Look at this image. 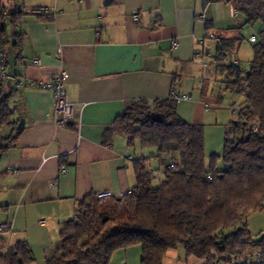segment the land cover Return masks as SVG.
Here are the masks:
<instances>
[{
    "label": "crops",
    "instance_id": "1",
    "mask_svg": "<svg viewBox=\"0 0 264 264\" xmlns=\"http://www.w3.org/2000/svg\"><path fill=\"white\" fill-rule=\"evenodd\" d=\"M1 2L7 13L22 12L16 26L7 16V77L2 90L14 110L17 129L22 118L25 124L14 145L0 153V223L7 225L0 232L6 240L0 253L21 239L34 251V242L41 240L44 264L60 239L61 224L75 216L80 199L105 190L121 195L137 185L134 160L146 157L143 151L130 146L122 133L104 142L105 130L131 101L168 98L175 85L190 96L176 101L186 121L204 124L220 119L228 88L223 79L216 92L215 81L223 75L214 63L217 41H208V35L218 36V28L221 36H236L242 20L234 16L235 3L226 0ZM43 8L49 9L46 16L36 12ZM133 11L139 13L138 22ZM16 33L22 34L18 47ZM34 57L40 64H34ZM63 70L75 104V116L66 127L57 123L52 90L35 84L43 75ZM233 105L236 102L231 101L234 112ZM9 132V127L3 128L5 135ZM160 166L150 163L149 168L159 170V176L164 170ZM37 217L40 239L30 226ZM142 256L141 245L135 244L116 250L110 262L141 264ZM164 264L206 261L188 257L178 247L167 251Z\"/></svg>",
    "mask_w": 264,
    "mask_h": 264
},
{
    "label": "trees",
    "instance_id": "2",
    "mask_svg": "<svg viewBox=\"0 0 264 264\" xmlns=\"http://www.w3.org/2000/svg\"><path fill=\"white\" fill-rule=\"evenodd\" d=\"M235 3L244 25L262 23L254 41L248 71L241 69L234 48L244 39L217 36L214 63L228 89L245 96L237 117L228 123L224 167L218 154L207 160L204 124L186 121L175 100L131 101L104 133L108 143L115 133L127 137L132 147H154L155 155L134 160L137 185L122 195L99 198L90 192L78 201L75 216L61 224L60 239L49 250L44 264H111L112 254L140 244L141 264H164L168 250L183 247L186 256L206 264H231L237 254L250 248L264 249V234L255 238L248 229L251 212L264 211V0H226ZM39 9H36V12ZM21 11L0 14V37L8 38L7 16L13 25ZM15 46L21 43L18 35ZM250 40V38H249ZM233 54V55H231ZM235 58L236 65L226 60ZM14 110L0 84V153L16 142L20 131ZM9 127V134L3 128ZM256 127V128H255ZM153 158L176 169H164L159 185L153 184L149 165ZM1 208V206H0ZM6 242L0 235V246ZM27 240H18L0 253V264H35Z\"/></svg>",
    "mask_w": 264,
    "mask_h": 264
},
{
    "label": "rangeland",
    "instance_id": "3",
    "mask_svg": "<svg viewBox=\"0 0 264 264\" xmlns=\"http://www.w3.org/2000/svg\"><path fill=\"white\" fill-rule=\"evenodd\" d=\"M229 5V4H228ZM239 19H243L241 16ZM237 24V21H236ZM262 29V23L258 22L254 25H244L241 30V35L243 36V40L239 44V46L234 48V52L237 57L241 60L240 66L243 71H248L251 67V61L254 56V43L249 40V38L252 35L259 36V32ZM218 34V36H221V31L217 28L215 30ZM210 34H213V32H209L208 41H212L210 37ZM215 34V33H214ZM238 31L235 33V35H238ZM233 55V54H231ZM233 59V57L231 58ZM214 69V70H213ZM211 71H215V67L212 68ZM211 81L215 80L212 77L210 78ZM224 79V76L218 75V82L215 81L216 84V92H218L219 86L223 84L222 80ZM213 83V82H212ZM214 84V83H213ZM231 101L237 102L238 104H241L245 101V96L242 94H237L235 92H232L230 89H226V93L224 95L223 105L222 108L219 109L220 119L216 121L215 119L213 121H210L209 123H204L205 127V151H206V157L207 160L212 154H218L220 155V158L217 162V166L219 169H222L224 167V161H223V154L225 149V124L230 122L232 119H236L237 113L232 109L229 108V103ZM136 149L138 152L143 153L145 156H151L156 153L157 149L154 147H146L143 148L140 146L139 143H136ZM151 165L156 168H162L160 166L159 159L153 158L151 161ZM164 178V170H162V173L159 176H155L153 179L154 185H159L160 182ZM39 225V217L33 218L31 222V228L33 229L34 234L38 237V239L41 238V234L43 233L42 230L38 227ZM248 229L251 232V234L255 238H260L262 234H264V211H255L251 212L248 218ZM34 237V235L32 234ZM52 240V239H51ZM44 247L45 244L40 241L34 242V252L36 256V264L43 261L44 256ZM180 249H183L180 246ZM219 264H225L223 262H220Z\"/></svg>",
    "mask_w": 264,
    "mask_h": 264
},
{
    "label": "built area",
    "instance_id": "4",
    "mask_svg": "<svg viewBox=\"0 0 264 264\" xmlns=\"http://www.w3.org/2000/svg\"><path fill=\"white\" fill-rule=\"evenodd\" d=\"M2 2L0 0V14L2 11ZM38 13H41L42 15L46 16L49 14L48 8L39 9L37 11ZM234 16L238 17L239 12L237 7H235L234 10ZM132 18L135 22L139 21V13L138 11H133ZM211 38L215 37V34H210ZM250 41L254 42L256 41V37L252 36L250 37ZM204 39L200 41L201 45H204ZM173 46H178V42L174 41ZM198 56L201 54L198 53ZM34 64L38 65L40 64V59L38 57H34L33 59ZM227 64L236 65L238 63V60L233 59H227ZM7 77V60L3 53V48L1 44V37H0V84L3 83L5 78ZM66 80H67V73L66 71H60L59 73L52 75V74H45L41 78L35 81V84L38 86H41L43 88H47L52 90L53 93V109L57 117V123L61 126H68L72 119L75 116V104L70 99L67 88H66ZM169 97L175 101L182 100V99H190V96L180 91L175 85L171 87ZM234 110H239L238 105H233ZM256 128V127H255ZM178 167L177 163L175 161H171L167 165L164 166V169H176ZM61 171L66 172L67 168L62 167ZM151 173L153 176H157L159 174V170L151 169ZM54 182H51V185H53ZM99 198H105L109 196H113L114 193L110 190L100 191L97 193ZM122 195V194H121ZM120 196V195H119ZM7 228V225L4 223H0V232L5 230ZM231 264H264V249L262 248H250L246 251L244 254H237L233 258V262Z\"/></svg>",
    "mask_w": 264,
    "mask_h": 264
},
{
    "label": "water",
    "instance_id": "5",
    "mask_svg": "<svg viewBox=\"0 0 264 264\" xmlns=\"http://www.w3.org/2000/svg\"><path fill=\"white\" fill-rule=\"evenodd\" d=\"M24 124H25V119L22 118V119L20 120L19 124H18V129L21 130V129L23 128Z\"/></svg>",
    "mask_w": 264,
    "mask_h": 264
}]
</instances>
